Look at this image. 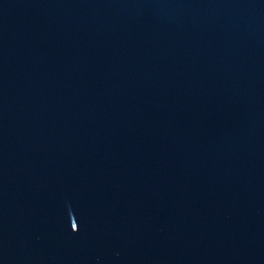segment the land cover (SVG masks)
Wrapping results in <instances>:
<instances>
[{
    "label": "water",
    "instance_id": "obj_1",
    "mask_svg": "<svg viewBox=\"0 0 264 264\" xmlns=\"http://www.w3.org/2000/svg\"><path fill=\"white\" fill-rule=\"evenodd\" d=\"M0 264H264V0H0Z\"/></svg>",
    "mask_w": 264,
    "mask_h": 264
},
{
    "label": "snow or ice",
    "instance_id": "obj_2",
    "mask_svg": "<svg viewBox=\"0 0 264 264\" xmlns=\"http://www.w3.org/2000/svg\"><path fill=\"white\" fill-rule=\"evenodd\" d=\"M75 227V223H73V228Z\"/></svg>",
    "mask_w": 264,
    "mask_h": 264
}]
</instances>
